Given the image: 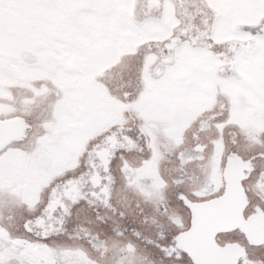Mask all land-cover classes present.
Returning a JSON list of instances; mask_svg holds the SVG:
<instances>
[{
	"label": "snow or ice",
	"instance_id": "1",
	"mask_svg": "<svg viewBox=\"0 0 264 264\" xmlns=\"http://www.w3.org/2000/svg\"><path fill=\"white\" fill-rule=\"evenodd\" d=\"M0 264H264V0H0Z\"/></svg>",
	"mask_w": 264,
	"mask_h": 264
}]
</instances>
